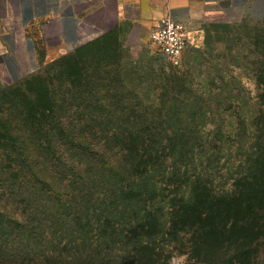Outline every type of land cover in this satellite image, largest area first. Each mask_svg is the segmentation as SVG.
Segmentation results:
<instances>
[{"label":"trees","instance_id":"1","mask_svg":"<svg viewBox=\"0 0 264 264\" xmlns=\"http://www.w3.org/2000/svg\"><path fill=\"white\" fill-rule=\"evenodd\" d=\"M251 46L247 113L184 75L142 112L105 65L45 71L24 100L26 78L4 84L0 264H264V35Z\"/></svg>","mask_w":264,"mask_h":264},{"label":"rangeland","instance_id":"2","mask_svg":"<svg viewBox=\"0 0 264 264\" xmlns=\"http://www.w3.org/2000/svg\"><path fill=\"white\" fill-rule=\"evenodd\" d=\"M200 30L186 47L180 66L167 62L148 35H136L126 27L65 53L55 51L49 44L41 46L40 68L26 77L22 88L14 95L20 100L36 97L43 79L39 74H46L45 71L54 72L58 78L62 73L73 75L85 68L105 65L109 67L112 79L121 83L134 99L142 101L139 109L142 112H154L165 84L175 79L174 76L183 75L198 95L216 102L239 99L243 104L240 111L250 112L252 109L245 106L246 102L259 94L250 70L251 44L264 35V22L209 21ZM0 91L10 93L5 85H0ZM119 92L125 94L122 90ZM190 92L188 88L187 95ZM238 110L236 103L206 109L220 115L234 114ZM258 260L263 264L259 256ZM258 260L256 258L252 264H257ZM168 264H197V261L180 251L170 255Z\"/></svg>","mask_w":264,"mask_h":264},{"label":"crops","instance_id":"3","mask_svg":"<svg viewBox=\"0 0 264 264\" xmlns=\"http://www.w3.org/2000/svg\"><path fill=\"white\" fill-rule=\"evenodd\" d=\"M164 16L195 38L209 21L264 22V0H0V85L36 73L41 46L65 53L125 27L149 36Z\"/></svg>","mask_w":264,"mask_h":264},{"label":"built area","instance_id":"4","mask_svg":"<svg viewBox=\"0 0 264 264\" xmlns=\"http://www.w3.org/2000/svg\"><path fill=\"white\" fill-rule=\"evenodd\" d=\"M149 40L158 48L160 55L170 64L180 66L186 47L194 37L181 22L169 16L161 17L149 33Z\"/></svg>","mask_w":264,"mask_h":264}]
</instances>
